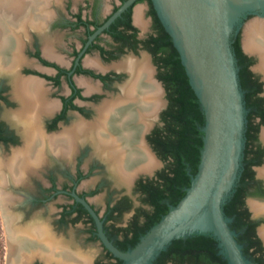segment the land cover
<instances>
[{
  "label": "flooded vegetation",
  "instance_id": "obj_1",
  "mask_svg": "<svg viewBox=\"0 0 264 264\" xmlns=\"http://www.w3.org/2000/svg\"><path fill=\"white\" fill-rule=\"evenodd\" d=\"M116 1L107 15L101 13L104 4L102 0H84L83 5L77 6L75 11L68 6L66 14L55 15L53 20L40 18L28 23L24 29L28 31L26 36L23 30L18 28L21 25L15 24L16 37H10L9 43L4 42L0 46V56H3L2 62L4 61L0 67V157L4 159L2 161L11 160L15 152L26 147L28 140L26 130L29 127L27 122L28 120L30 122V116L26 115V118L25 115L20 116L24 102L15 94L17 79L34 80L45 89L44 103H48L52 108L49 112L43 113L38 120L34 119L45 137L60 142L65 140L59 138L64 132L76 133L71 139L75 146L72 152L61 153L54 144L46 149L44 162L39 166L30 165V169L21 175L19 181L3 182L0 177V194L8 193L13 200L8 202L6 198L4 205L17 215L16 218H19L22 228H27L31 224L46 226L57 240L61 239L62 244L58 241L61 248L85 254L84 250L74 245L71 242L73 240L69 238L70 229L77 230L80 242L97 244L101 248V255L93 264H122V261L104 247L97 235L93 217L73 194L91 205L103 221L104 232L109 240L119 250L125 252L133 248L154 222L149 218L153 215L154 207L142 191L141 184L157 178L166 165L157 147L160 143L159 138L165 133V111L169 101L167 107L159 111L153 128L143 134L142 140L145 145L150 146L155 152L158 164L159 161L162 162V165L159 164L157 167L162 168H155L153 176L146 172H138L130 184L120 181L109 162L95 152L94 143L89 139L91 137L86 139L84 126L97 121L99 109L106 107L112 112L113 108L118 111L124 110L120 108L125 104L119 97L120 87L130 76L127 72L115 68V65L129 58L140 60L144 56L148 57L152 67L156 68L157 82L162 83L165 88L161 80L164 71L161 60L168 55L165 43L166 30L151 0H137L108 29L98 34L85 49L89 38L127 0ZM139 4L146 5L144 18L148 23L145 31L138 26L142 25L141 20L138 21L136 18L138 25L135 23L137 13L135 7ZM254 17H248L243 26ZM11 21L10 18L7 22ZM19 33H23V37ZM19 37L22 40L20 51L24 62L19 66L9 67L8 63L17 55V52L15 55L14 53L18 49ZM238 37L241 67L246 68L249 80L244 92L245 95L246 93L252 95V100L250 105L246 106L248 125L243 171L235 192L236 201L232 206V213L229 214V218L233 220L230 227L238 234L237 240L243 246V253L251 264H264V237L261 235V229L264 228V213L257 214L250 206L251 202L264 203V177L259 174L260 169L264 168L262 138L264 76L257 70L259 55L246 51L243 33L239 32L236 39ZM81 81L89 82L94 87L93 90L88 91ZM157 82L155 81L156 84ZM76 124H80L78 129ZM95 133L97 136V129ZM18 175L16 173V176ZM90 178L93 182L86 187V181ZM113 179L123 187L112 189ZM106 189L109 191V198L101 212L92 199ZM127 191L138 196V205L133 202ZM126 216L128 219H125ZM15 250L17 252L9 251L7 254L6 264H57L48 263L38 256L29 259L27 253L22 251V246ZM88 256L91 258V264L92 256Z\"/></svg>",
  "mask_w": 264,
  "mask_h": 264
},
{
  "label": "water",
  "instance_id": "obj_2",
  "mask_svg": "<svg viewBox=\"0 0 264 264\" xmlns=\"http://www.w3.org/2000/svg\"><path fill=\"white\" fill-rule=\"evenodd\" d=\"M136 1L127 0L89 38L85 49ZM151 1L180 55L205 117L198 171L191 175V186L180 202L170 206L169 212L139 243L125 252L109 240L103 221L91 205L76 194L73 196L93 217L104 247L122 264H155L175 240L194 235L213 237L218 242V254L227 264H251L237 240L238 234L230 227L233 220L226 216L224 207L236 192L242 175L248 125L245 92L233 43L248 17L264 18V0ZM36 8L34 15H43ZM157 83L166 96L162 83ZM167 105L166 99L162 109ZM147 148L157 160L152 148ZM154 172L155 169L148 174L153 176Z\"/></svg>",
  "mask_w": 264,
  "mask_h": 264
},
{
  "label": "bare ground",
  "instance_id": "obj_3",
  "mask_svg": "<svg viewBox=\"0 0 264 264\" xmlns=\"http://www.w3.org/2000/svg\"><path fill=\"white\" fill-rule=\"evenodd\" d=\"M27 5L25 0H0V46L4 42L9 43L10 37H16L14 31L17 27L14 29L15 24L21 25V27L17 26L23 30L22 32L26 36L28 32L24 30L26 25L35 19L38 20V16H33L29 12L24 14L25 9L28 8ZM141 14V10H137L136 18L138 21L141 20ZM10 18L12 21L9 23L7 21ZM8 28H11L12 31ZM243 42L247 52L259 55L260 61L257 70L264 76V18L255 19L247 24ZM17 43L18 49L14 53L15 55L17 52V55L12 57V62L8 63L9 67L19 66L24 62L20 51V44L22 43L20 37L17 39ZM48 53L50 54L51 51ZM2 57L0 56V67L4 62H2ZM115 68L127 72L130 76L120 87L119 97L125 103L120 108L124 110L118 111L113 108L112 112L106 107H102L98 110L97 121L84 126V128L86 139L90 136L89 139L94 143L95 152L109 162L122 182L128 184L133 181L138 172L150 173L158 166L157 160L142 139L143 134L150 129L154 119L164 106V102L161 88L159 84L155 83L153 68L147 57L144 56L140 60L129 58L115 65ZM80 83L86 86L88 91L94 88L89 82L81 81ZM15 86L16 96L24 102L20 116L25 115V118L26 115L30 116V122L29 120L27 122L29 127L26 130L28 139L26 147L15 152L13 158L8 162L0 161V177L3 182L8 183L19 181L21 175L30 169V165L39 166L44 162L46 149L54 144L57 145V150H61V153L72 152L75 146L71 139L76 134L75 132H64L59 138L65 140L60 142L45 137L38 122L34 121L52 108L48 103H44L46 101L45 89L30 79H17ZM79 126L80 124H76L77 129ZM96 129L98 131L97 136ZM262 138L264 140V132ZM15 172L17 175L19 174V177L16 176ZM259 174L264 177V168L260 169ZM4 195L5 193L1 195V202L10 233V251L17 252L15 248L19 249L22 246V251L27 253L29 259L38 256L48 263L89 264V260L81 254L61 249L59 240L52 235L46 226H33L31 224L27 228H22L18 221L11 217L17 215L6 210L7 207L5 208L4 205L6 198L8 202L13 200L10 199L11 197L8 198L7 194L3 197ZM250 206L255 213H264V203L251 202ZM261 235L264 237V228L261 229ZM15 256L13 255V257Z\"/></svg>",
  "mask_w": 264,
  "mask_h": 264
},
{
  "label": "trees",
  "instance_id": "obj_4",
  "mask_svg": "<svg viewBox=\"0 0 264 264\" xmlns=\"http://www.w3.org/2000/svg\"><path fill=\"white\" fill-rule=\"evenodd\" d=\"M153 13L155 14L154 11ZM165 43L168 55L161 60L164 69L161 80L165 84L169 105L165 111V133L159 138L157 150L166 165L157 178L141 184L142 191L154 207L153 215L149 216L154 222L143 236L169 212L170 206H176L185 196L186 189L191 186V175L198 171L203 148L202 128L205 125V117L200 102L189 84L180 55L167 32ZM233 49L238 66L241 67L239 37L234 41ZM246 73V68L241 67L239 75L244 91L249 81ZM251 96L246 93V106L250 105ZM236 197L234 193L224 207L228 217L232 213ZM218 252V242L213 237L194 235L187 239L175 240L155 264H227Z\"/></svg>",
  "mask_w": 264,
  "mask_h": 264
},
{
  "label": "rangeland",
  "instance_id": "obj_5",
  "mask_svg": "<svg viewBox=\"0 0 264 264\" xmlns=\"http://www.w3.org/2000/svg\"><path fill=\"white\" fill-rule=\"evenodd\" d=\"M40 1H41V3H39ZM102 1L104 2L103 6L101 8L102 15H107L108 13H110L113 4L115 2H117L116 0H102ZM25 2H27V4H28L27 5L28 8L25 9V11H24L25 15L28 12L30 14L34 15L35 6H36L37 7L36 8V12L43 11V15H39L37 17L38 19L43 18L45 20H50V19L53 20L55 18V15L66 14L68 12V6H71L72 9L75 11L77 6L79 7V6L83 5L84 0H58V1L57 0H25ZM42 9H45V10H42ZM138 9H140L141 12H142L141 21H140L142 25H138L136 23V15H135V23H136V25L140 26V28L143 29V31H145L146 27H147V23H148V20H145V18H144V15H146L145 14L146 13V5L145 4L137 5L135 7V12H137ZM39 13H41V12H39ZM36 14H38V13H36ZM51 15H53V16H51ZM257 18H259V17L255 16L253 19L248 20L244 24L242 29L240 30V32L243 33V40H244V32H245V28H246L247 24H249L251 21H253V20L257 19ZM70 40H72V38H70ZM256 66H257V64H256ZM151 67H152V65H151ZM152 70H153V78L155 80L156 79V77H155L156 71L154 69H152ZM161 92H162V88H161ZM162 99H163V102L166 100V96H163V92H162ZM157 117H158V115H157ZM157 117H156V119H158ZM156 119H154V121ZM0 159L2 160L3 158L0 157ZM157 163H158V161H157ZM157 167L158 166H156V169H161L162 168V166H160L159 168H157ZM109 181H111V180H109ZM86 182H87V184L85 186L89 187V185H90L89 183L93 182V179L90 178ZM111 182L113 183L112 186H111L112 189L113 188L121 189V187H123V186H121L120 183L117 182V180L113 179ZM108 193H109V191L107 189L103 190L100 194H98L95 198L92 199L93 202L100 208V210H102L101 212H103V206H104L106 200L109 198V194ZM127 193L130 195V197L132 198L133 202L136 205H138L139 204L138 196L135 193L130 192V191H127ZM5 195H6V193H5ZM5 195H4V197H5ZM7 197L10 198L8 193H7ZM1 199L2 198H1V194H0V264H6L7 263V254L10 251V247H9L10 246V239H9V228H8V224H7L6 219H5V211L3 210ZM10 199H12V198H10ZM5 208H6V210H8L11 213V211H10L8 206H5ZM11 217H13V219L17 220L18 223H19V218L18 217L17 218H16V216L15 217L11 216ZM125 219H128L127 216L125 217ZM12 221H14V220H12ZM19 225H20V223H19ZM76 231L77 230L70 229L69 238L71 240H73L71 242H73L74 245H76L77 247H80L81 249H83L85 254L79 253V252H76V253H79L82 256H84L86 259H88L89 260V264H90L91 258L88 255H91L92 256L91 264H93V262L98 258V256L100 257V255H101L100 246L97 245V244H87V243L80 242V240L78 239ZM16 240H18V239H16ZM58 240L62 244L61 239H58ZM61 249L69 250V249H65V248H61ZM69 251H71V250H69ZM71 252H73V251H71ZM20 259L23 260V258H20Z\"/></svg>",
  "mask_w": 264,
  "mask_h": 264
}]
</instances>
